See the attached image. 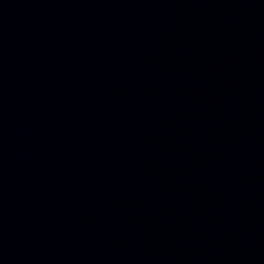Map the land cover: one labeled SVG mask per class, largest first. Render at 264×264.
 I'll return each instance as SVG.
<instances>
[{"label":"water","instance_id":"1","mask_svg":"<svg viewBox=\"0 0 264 264\" xmlns=\"http://www.w3.org/2000/svg\"><path fill=\"white\" fill-rule=\"evenodd\" d=\"M0 264H264V0H0Z\"/></svg>","mask_w":264,"mask_h":264}]
</instances>
